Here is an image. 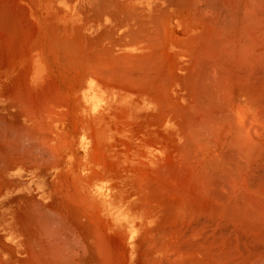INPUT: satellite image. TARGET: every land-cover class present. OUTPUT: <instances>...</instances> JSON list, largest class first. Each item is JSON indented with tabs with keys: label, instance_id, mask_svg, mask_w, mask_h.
<instances>
[{
	"label": "bare ground",
	"instance_id": "bare-ground-1",
	"mask_svg": "<svg viewBox=\"0 0 264 264\" xmlns=\"http://www.w3.org/2000/svg\"><path fill=\"white\" fill-rule=\"evenodd\" d=\"M24 1L29 0H0V71L5 73H9L8 68L13 65L14 48L28 51L31 43L35 50L33 62L42 57L44 46L39 41L43 24L32 25L31 20L26 21L24 14L20 13L27 12L20 7L25 4L19 5ZM64 1L73 4L78 0ZM34 3L32 14L38 20L44 12L40 0ZM77 4L83 21L76 27L88 30L92 36L88 37L86 44L77 43L76 47L74 41L77 39L70 42L72 39L62 36L61 39L69 41L72 46L63 41L64 46L58 44L59 49L67 47L65 51L68 52L75 49L76 55H68L77 56L76 64L83 66V74H92L98 84L97 92H101L107 102L110 96H118L119 100L135 98L114 107L129 118L136 114L137 121H141L138 125L145 126L144 136L148 139L145 153L140 151L134 155L131 149L125 157H132L125 160V157L112 158L89 151L85 172L79 174L83 180H76L72 175L52 180L51 175L55 172L49 167V158L51 163L55 159H52V152H48L52 157L47 153L44 135H40L42 128L34 117L45 112L43 110H52L49 107L42 109L47 101L41 95V83L35 84L34 91H31L34 98L30 99L36 98L35 105L43 100L40 104L42 110L35 107L43 112H27L28 115L34 114L32 119L26 120L33 123L32 129L20 126L17 131V127L14 128L15 116L20 114L6 105L9 101L6 96L10 92L4 89L6 92L0 93V264H79L83 255L88 259L89 256L95 257L93 260L98 264H148L144 260L148 261L145 257L151 254L156 264H178L177 261L183 258L181 255L195 245L198 246L199 263L203 264L205 234L209 232L204 215L211 216L217 212V205L223 211L229 210L232 220L238 218L235 211L240 210V205L237 198L234 199L237 192L234 190H242L249 178L260 175L259 171L262 170V175L264 173V0H79ZM230 13L239 14L241 20L239 17V21L234 19ZM178 19L181 24H184L182 20H190L189 24L182 26V33L191 30L193 35L190 37L198 38L200 44L196 42L195 49L189 47L193 43L191 38V41L188 39L189 35L186 38L189 42L184 45L185 36L177 34L175 21ZM220 22L226 28L219 32ZM233 24L238 28L233 29ZM55 28L51 30L48 27L51 34L53 31L58 36ZM193 28H198L197 32L194 33ZM30 29H33L32 33ZM232 29L234 32H229ZM78 35L80 37V33ZM54 36L53 42L57 43L59 40ZM246 37L251 39V43L240 44ZM85 47H88L87 54L83 55ZM188 47L194 49L191 58H188ZM228 65L241 71V80L237 77L239 81H233L232 67L226 68ZM10 81V76L5 74L0 78V86L7 88ZM41 81L34 79L33 82ZM29 94L28 98L32 97ZM23 103L22 106L18 102L16 104L22 110L27 109ZM29 108L27 110L30 111ZM190 110L192 116L187 117L185 114ZM40 116L46 119L45 115ZM54 118L52 121H56ZM57 119L62 120L63 117ZM78 142L75 153L83 148L81 141ZM45 172L51 175H45ZM221 173L225 175L220 177L224 178V184L218 179L220 185L216 188L214 185ZM209 176L215 178L211 180ZM95 182L100 189L87 192L88 183ZM108 182L111 189L103 193ZM226 188L233 189V192L229 193ZM97 192L101 199L113 196L115 206L104 208L95 194ZM248 196L247 201H252L253 198ZM254 197L257 207L252 208L253 212L250 209L254 216L249 213L255 223L243 215V221L253 224L252 230L254 225L264 228V222L261 224L259 221L264 220L263 183L259 184ZM221 198H225L228 205L223 204L224 201L220 203ZM248 203L251 204H245L250 205ZM114 219L118 223L130 220L129 225L134 223L137 234L134 225L133 235L121 229L114 230ZM169 220L178 226L174 235L170 234L173 230H167L175 228L167 225ZM246 225L248 227L249 224ZM259 229L257 232L261 231ZM168 234L172 236L171 240ZM157 241L160 248L155 246ZM224 257L220 260L228 261ZM86 259L84 262L88 261Z\"/></svg>",
	"mask_w": 264,
	"mask_h": 264
},
{
	"label": "rangeland",
	"instance_id": "rangeland-1",
	"mask_svg": "<svg viewBox=\"0 0 264 264\" xmlns=\"http://www.w3.org/2000/svg\"><path fill=\"white\" fill-rule=\"evenodd\" d=\"M32 1L29 0L28 2L27 1L19 2V5L20 4H25L24 6L20 5V7L22 9L24 7L25 8V11H27L26 13L25 12L24 13L23 12H20V13L24 14V18L26 19L27 22H28V20L29 21L31 20L30 23L31 24L33 23L32 25L39 24V23H40L39 25L43 24L42 27H41L42 35L43 36L42 35H41L42 37L40 36L41 39L39 41L40 43L42 42V47L44 46L43 47L44 49L42 51V57L39 60H37L36 63L33 62L35 50H33L31 43L29 45V46H31L29 48L31 50L30 52H29V49H28V51L27 50H24L22 52L21 50H17V48H14L12 54L14 56V59L15 58L16 59L15 60L12 59L13 65H10V67L8 68L9 73H7V72L5 73V71H3V72L0 71V78L3 75L7 74L8 76H10L11 81L8 83V85H7L8 87L7 88H2L0 86V91H1L0 93L6 92V91H3L4 89H7L10 92L9 93L10 97L8 95V96H6V98H8L7 101L9 100L11 103L9 101L8 102L6 101L7 104L6 103L5 104L8 107L14 108L16 114L17 113L20 114V115L15 116L16 122L14 124V128L17 127L16 130L20 126L22 128H25L26 127V129L27 128L29 129L30 126H32L33 123H31L30 121H26V120L32 119L31 116H33L34 114L32 115V114L29 113L30 115H28L27 112H31L32 113V111L33 112H38V111L39 112H43V111H45L42 114H40L39 112L38 113L40 115H42V116L45 115L46 116V119L40 118L41 116L39 114H35L34 117H36L37 121L39 120L38 123H39L40 127L43 130L45 129L44 130L45 132H44L40 128L41 129L40 135L41 134L44 135L42 137H44V140L46 141V145L48 146V149H47V147H45L48 150L47 153L48 152H52L53 157H52V154L51 155L49 153L48 154L50 155V157H52V159L53 158L55 159V161H54L55 163H56V160L59 161L58 164L57 163L55 164L54 162L51 163L52 160L49 158V160H50V163H49L50 166L49 167H51L52 168L51 170H53L55 173H54V175H51L49 172H45V175H51L52 176V180H55V179L56 180H58V179L59 180L60 179L62 180L64 178V176H66V175H72L74 178H76V180H83L82 177H79V174L85 172L86 164L89 161V160L87 161V156H88L89 151H91V153L92 152H95L97 155H99V154H102L104 156L110 155V156H112V158H122V157H125L131 149H132V153L134 155L136 153L140 152V151H144V153H145V149L146 148H144V146H145L146 142L148 141V139L145 138V136H144L145 133H146V131H144L143 128L145 126L143 124L141 126L138 125V123H140L141 121L140 120L137 121L136 114H133V117H131V115H129L131 117V118H129V117H126V114L125 115L122 114L120 111L117 110V108L114 107V105L116 106V105H118L121 102L128 103V100L131 101V99H135V98H129V97H127L125 100H122V98L119 100V97L118 96H112V97L110 96V100H108L109 102H107V99L105 97H102L103 96L102 93L101 92H97L98 84L93 80L94 77L91 76L92 74L91 73H89V74L88 73L87 74H83L82 71H81L83 69L82 68L83 66L78 67L77 64H76L78 62L76 60L77 59V56L68 55V54H71V53L74 54V55L77 54L76 51L73 52V49L74 48L69 47V45L72 46V43H70V42L71 41L73 42V39L74 40L77 39L76 42L74 41V44H75L74 46L76 47L77 46V43L78 44L79 43L86 44L88 37L91 35V34L88 33V30H86V29L81 30V29H77V27H76L77 25H79V22L82 23V21H83L82 20L81 13H79L77 11V10H79L78 4H77L79 2V0L76 1L77 3L74 2L73 4L72 3L71 4L70 3H67L64 0H40L41 1V4H42V9H43L44 14L43 15H40V17L38 18V20L32 14L33 8H34V5H35V3H34L35 0H32ZM51 2H53V3H51ZM49 7H52V8L50 9ZM22 9H20V10H22ZM83 13H85V12H83ZM231 15L234 16L233 18L234 19H237V20H238V17L240 16L237 13H232ZM40 18H42V19L39 20ZM239 19L241 20L240 17H239ZM179 20L180 19H178V20L175 21V25L177 27L176 28L177 34H179L182 37L185 36L183 38V40H185L186 42L183 41V44L184 43L186 44L187 42H189L190 38L193 37V36L190 37V34L191 35H193V34L191 33V30L188 31L187 33L183 34L182 33L183 32L182 26L185 25V24H189L190 23V20H182L184 22V24H181V23L177 22ZM32 21H34L35 23L32 22ZM50 21H52V22H50ZM30 23L28 24V26L30 25V27H31V24ZM92 23H94V22H92ZM54 24H56L57 26H53ZM222 25H223V23L220 22V24H219L220 28L218 27V31L219 32H220V29L221 28L223 30L226 28L225 25H223V26ZM235 25H234V28L232 27L233 29H237L238 28V27L236 28ZM48 27L52 28L51 30H53V28L56 27L54 29V31L57 29L56 31H57V33L59 35L57 36L56 32L54 33L53 31H52V34H51V30L48 29ZM33 29H34V27H33ZM33 29H30V31L33 30ZM233 29H232V31L229 30V32H234ZM193 30H194V33H195V32H197L198 28H193ZM80 31H82V33ZM32 32L33 31H31V33ZM46 33H48V35H46ZM53 33L57 37V39L59 40V41H57V39L55 38L56 41H57V43H54L53 42V39H54V38L52 39V37L54 36ZM75 33H77V34H75ZM79 33H80V37L78 35ZM49 35H51L52 41H51ZM188 35H189V38H188ZM62 36L65 39L69 38V39H72V40H70V42H69V41H67L69 39H67L66 40L67 42H66L65 39H63V38L61 39ZM29 37H30V35H29ZM171 37H172V35H171ZM244 37H245V35L243 36V38ZM186 38H188L189 40L187 41ZM195 38L196 37H194V39L191 38L192 41L190 40L191 42H193L192 43L193 46H192V44H190V45H189V43L187 44V45H189V47L191 46L194 49L196 48L195 45H196V42H197V39H198V38L197 39H195ZM243 38L241 39L240 44L241 43L242 44L244 43L246 45V43H248V42L251 43V41H249V40H251L250 38H247L246 37V40L245 39L243 40ZM60 39H61V42L65 41V43H69V45H65V47L68 46V48H71V52L65 51V49L67 47L65 49H62V50L59 49V45L64 44V42L63 43L60 42ZM49 40H50V42H49ZM253 41H254V43L256 42L255 40H253ZM198 42H199V40H198ZM198 44H200V42ZM256 45H257V43L255 44V46ZM15 46L18 47L19 44L16 43ZM62 46H64V45H62ZM79 48H82V46L79 45ZM87 48L88 47H85L83 55L87 54L86 53L87 52ZM192 48H189L188 49L190 51V52H188V54L190 53L189 56H188V58H191L192 56H194V55H192V53L194 52V49L192 50ZM69 51H70V49H69ZM61 53L62 54L64 53V55L62 56ZM22 54H24V55H22ZM46 56H47L48 59L46 58ZM48 56H50V58ZM64 57L67 60H64L65 59ZM80 57L83 59V57L81 55V52H80ZM56 58H58L59 61ZM61 60H62V63H61ZM73 60L76 61V62L74 63ZM65 61H68V62H65ZM30 63H31V66H30ZM229 67L231 68L232 66L231 65H228V67H226V68H229ZM232 68L230 69V71H231V75L234 76V77H232L231 75L229 77L234 78L233 81H236V82L239 81V80H241V78H240V76H242L241 71L240 70L238 71V69H236L234 67H232ZM48 71H49V73H48ZM232 71H234V72L237 71L238 73L236 72V74L238 76L234 72L232 73ZM20 74H22V75H20ZM233 74H235L236 76L233 75ZM49 75H51V76H49ZM49 77H50V79H49ZM237 77H239L240 79L238 80ZM47 78L49 80H51V84L53 82L52 85H50V83H49L50 81L48 82ZM236 78H237V80H236ZM34 79L42 80V81L41 82H33ZM43 81H44V83H43ZM45 81H47L48 83H46ZM37 83L38 84L41 83L40 84V87H41L40 91L42 90V94L41 95L42 96L44 95L45 96V99H48V100H45L43 98L44 96L41 97V98H43L44 101H47L44 104L42 103L43 100L41 101V99H40L39 100L40 103L39 104L36 103V105H35L36 98L34 100L33 99L32 100L30 99V98H34V96H32L33 94L31 93V91H34V86ZM45 84H46V86L49 89H47V87L45 86ZM17 85H19V87ZM25 88H26L27 91L30 89V92L29 91L27 92L25 90ZM44 89H45V91L43 92ZM55 89H57L58 93H57V91ZM46 91H49V92H46ZM26 92H27V95L25 96ZM28 93H30L29 96H32V97H29L28 98ZM43 93H45V94H43ZM14 95H15V97H14ZM114 95H118V94L117 93H114ZM17 97H18V101H17ZM38 97H40V96H38ZM53 97L55 99H53ZM60 97H61V99H60ZM26 98H28L27 102H25L26 101ZM29 99L34 104L31 103V102H29ZM57 99H59V101ZM63 99H64V102H63ZM17 102H18L19 105L21 104V106H22V103L25 102V103H23V105L25 104L24 107H26L27 109L30 107L29 108L30 111L27 110V109H24L25 111L22 110L21 109L22 107L16 104ZM37 102H38V100H37ZM30 103H31L32 106H29ZM40 104L41 105L42 104L43 105L46 104L44 106V108L42 107V109H48V107H49L53 111L51 110L52 111L51 112L50 109L48 111L50 113H48L46 110L40 111L39 110V109H41V105ZM56 104H58V105L56 106ZM27 106H29V107H27ZM37 106L39 108V109L37 108L38 110L35 108ZM31 107H33L32 110H31ZM18 109H19V111H18ZM62 110L64 111L65 114L63 113ZM126 110L129 111L128 109H126ZM189 113H191V110H190V112L186 113L185 115L187 117H188V115L189 116H192ZM25 114H27V115H25ZM37 115H38V118L39 119L37 118ZM49 116H51L52 118L55 117L56 119L55 118L54 119L56 121H52V118L49 117ZM62 117H63V119H62ZM17 118L20 119V120H18ZM57 118H61L62 120H60V119L58 120ZM64 118H65V120H64ZM40 120H42V121H40ZM46 124H49V126H47ZM30 129H32V128H30ZM46 130H47V133H46ZM128 131H131V132H128ZM58 134H60V136ZM45 136H47L46 137L47 139H45ZM78 141H81V145H82L83 148L80 150L79 153H75L74 152V148H75L76 144L79 143ZM51 146L53 148L54 147L55 148L52 149ZM131 157L132 156H127L124 159L127 160V159H130ZM261 172H262V170L259 171L260 175H262ZM260 175H257V176H254L252 178H249L250 179L249 182L248 183L247 182L245 183V187L243 186L244 188L242 190L240 189V191H239L238 188H236L234 190V192L237 191L235 193L234 199L237 198L238 205H240V207H239L240 210L238 211L239 213L237 211H235V214L237 213L236 215H237L238 218H235V219L233 218V220H232L231 217H230V215H231L230 213L231 212L229 210H227L228 211L227 212L225 209L223 211V210L217 208V205H216L217 212L215 211L214 214H211L212 217L210 215L209 216L206 215V214L204 215V218H206L208 220V226L206 228L209 229V232L207 233L208 230H206V233L207 234H205V243H204V249H203V258L204 257L205 258L202 260V263L203 264H206L207 261H209L210 264H214V263L215 264H218V261L220 260V257L222 258L223 256L227 257L228 258V261H226L227 259H224V260L221 259L223 262L220 260L221 263L219 262V264H264V262H263L264 261V259H263L264 258V241H262V240H264V236H262V235H264V232H263L264 231V228L261 227V226H259L261 228V231L257 232V229H259V227L257 225H254V230H252L251 227H252L253 224L251 225L250 222L248 223L247 220L246 221H243V218H244L243 215H246L245 216L246 218H248V216L250 217V218H248L249 221H251V220L253 221L254 220L253 222L255 223V219L252 217V215L254 216V214L252 213L254 210L252 208L255 209V207H257L256 206L257 204L255 202L257 200H255L256 197H254V193H255L256 189H258L259 184H262V183L264 184V180H262V177ZM221 176L224 177L225 176L224 173H221L220 176H218L217 183L215 182V185H214L216 188L220 185V183L221 184H224L223 183L224 178L223 179L220 178ZM262 176H264V173H263ZM209 178H211V177L209 176ZM214 178L215 177L211 178V180L214 179ZM218 179L220 181H222V182H220ZM95 183L96 184H89L88 183V185H87V192L91 191V193H93V192L96 191V189H97V191L100 189V187L97 185V182H95ZM254 184L255 185L257 184V185L255 186ZM106 187H107V190L105 192H103V193H106V192H109L110 191L111 184L108 182L107 185H106ZM254 187H255V189H254ZM226 189H227L226 191H229L230 190L229 193H232L233 192V189H231V188H226ZM240 192L241 193L243 192L242 195H241ZM244 192H245V194H244ZM95 194H97L98 195V198H100L101 205L104 208H112V207L115 206L116 201H115V199H114L113 196H108L105 199H101V195H99V192H97ZM220 194H223L224 195V193H222V192ZM246 196H248L249 199H252L253 198L252 199L253 202L251 200L247 201L248 198ZM222 198H221V200H219L220 203L221 202L223 203V201H224L225 203H223V204L228 205L227 204V201L225 199L226 197L224 199H222ZM176 199L178 200V198H175V200ZM172 200H174V199H172ZM49 201H50V199H49ZM246 202H251V204L248 203L250 205H246L245 204ZM262 206L264 207V205H262ZM245 207H246V209H245ZM250 209L252 210V212H251ZM245 211L247 213H245ZM219 212L220 213H224V214H220ZM249 212H251L252 215H250L251 213H249ZM239 214H241L242 216L239 215ZM218 216L219 217L221 216V217L219 218ZM223 217H226V219L223 218ZM251 217H252V219H251ZM132 218H134V217H132ZM210 219H211L212 225L210 224ZM214 219H216L215 221H219V223H220L221 226L219 225L218 222H215V221L213 222ZM219 219H221L223 221H221ZM244 220H245V218H244ZM233 221H235V222L233 223ZM259 221H261L260 222L261 224H263L262 222H264V220H259ZM169 222L167 221V225L168 224L174 225V224H172V222L170 220H169ZM227 222H228V224H227ZM230 222H232V223H230ZM114 223H115V227L113 226V228H115L114 230L121 229V230L125 231L127 234L130 233L131 235H133L131 230H132V227H133L134 223L132 224V226L129 225L130 220L129 221H125L124 220V221H121L120 223H118L116 221V219H114ZM216 223H217V225H216ZM235 223H238V224H235ZM225 224L227 225V228L224 227ZM231 224H233V225L230 226ZM246 224H249L248 227H247ZM215 225H216V227L217 226L218 227L216 228ZM209 226H210V228H209ZM214 227H215V230L216 231L213 229ZM220 227H222V228H220ZM239 227H241V228H239ZM134 228H135V225H134ZM177 229H178V226L177 227L175 226L174 229L172 227V228H169L167 230L168 231H170V230L172 231L173 230V232L170 233V234L171 235H174V234H176ZM233 229H235V231L237 233L235 231H231ZM221 230L222 231L224 230L226 232L228 231L227 232L228 234H226V232L223 231L225 233V235H224V233H222ZM123 231H121V233L122 234H126ZM135 231H136V234H137V229L136 228H135ZM230 231L233 232V234H231ZM248 231H250V232H248ZM183 232H184V230L181 232V234H180L181 236H183ZM170 234H168V236ZM171 235L168 238L169 240H171V237H172ZM234 236H236V237H234ZM255 236H257V238ZM234 238H236V239H234ZM226 239H228V240H226ZM255 239H256V241H255ZM172 240H175V237H173ZM225 242H227V244ZM250 242H252V243H250ZM157 243H158V241L155 243V246L157 248H160V247H158L160 244L157 245ZM209 247H211V248H209ZM184 248L187 249V247H185V246H184ZM205 252H206V254H205ZM212 253H214V254H212ZM145 255H148V254H145ZM178 255L180 256L179 253H178ZM206 256H208V257H206ZM86 257H84V255H83V257H81V259L79 260V264H85V263H87V264H98V261L93 260V259H95V257L94 258L93 257L90 258V256H89V259H92L93 263H91L92 262L91 260L89 261L88 257H87V259H88V261L90 263L88 261H85L84 262V259H86ZM150 257H152V259H150ZM181 257H183L185 260L182 261L183 258H181L180 259L181 261H179V260L177 261L178 264H180V262H181V264H186V262H188L187 264H190L191 262H192L191 264H194L193 262H195V264L196 263L197 264H201V263H199L198 246H196V245L191 250H188L187 249V251L184 252V254H182ZM218 257H219V260H218ZM145 258H147V260L149 259L148 261L144 260L145 262H148V264L154 263V261H155V259L152 256V254L150 256H146ZM187 258H188V260L186 261ZM189 258H191V261H190ZM211 259L213 261H211ZM230 260H231V263L229 262ZM209 262H207V264H209ZM154 264H156V263H154Z\"/></svg>",
	"mask_w": 264,
	"mask_h": 264
}]
</instances>
